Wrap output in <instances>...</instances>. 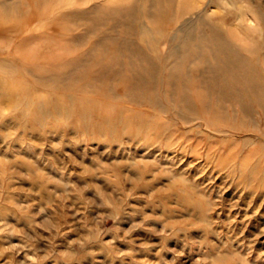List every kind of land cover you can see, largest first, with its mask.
I'll list each match as a JSON object with an SVG mask.
<instances>
[{"label": "rangeland", "instance_id": "1", "mask_svg": "<svg viewBox=\"0 0 264 264\" xmlns=\"http://www.w3.org/2000/svg\"><path fill=\"white\" fill-rule=\"evenodd\" d=\"M235 1L243 24L218 0H188L195 10L144 30L73 16L77 0H55L22 32L15 9L0 15L16 27L0 31V264H264V96L224 97L217 112L221 80L209 109L192 87L183 108L164 83L150 101L104 73L108 58L90 59L109 41L162 70L170 33L206 10L256 50L264 77V0Z\"/></svg>", "mask_w": 264, "mask_h": 264}, {"label": "bare ground", "instance_id": "2", "mask_svg": "<svg viewBox=\"0 0 264 264\" xmlns=\"http://www.w3.org/2000/svg\"><path fill=\"white\" fill-rule=\"evenodd\" d=\"M54 1L16 0L9 4L4 3L0 9V15L7 17L12 13V9H15L18 17L23 22L17 27V31L22 32L29 20L49 14ZM77 1L80 6L76 9L77 11H73L76 13H66V16L70 15L71 17L72 14H74L73 16L84 15L88 16V20H91L89 17L99 14L105 18H115L122 23H128L130 24L129 27H133L131 29H134L135 25V29L141 28L143 30L149 27V23L154 25L160 22L165 26L164 24L167 23L169 15L173 12L182 18L189 11L195 10L192 4L188 3V0H180L179 2H176L177 0H104L99 3L106 5L105 8H108V5L112 2L116 4L114 9L104 10H101L102 8L98 2L84 8L90 0ZM218 2L227 8H235V19L239 24H243L244 20L247 19L244 6L237 3V1L218 0ZM248 11L252 12L253 17L258 16L256 10L250 8ZM211 16L212 14L205 10L204 13L198 14L195 20L190 21L191 19H187L184 21L181 27L175 30L174 35L170 33V38L171 36L173 38H171L170 52L164 58L163 72H161L162 70L158 65L152 64L148 60L149 58L139 57L131 47L122 48L109 41L97 47L90 59L93 64H97L95 62L100 60L104 63L108 58L113 67L110 71L104 73L116 75V78L119 77L120 81L124 80L121 84L125 87L130 84L133 91L136 90L141 95L148 96L150 101L156 100L155 95L159 92L161 84L164 83V94L175 99L183 108H190L193 105L190 98L192 87L200 95L201 100H204L205 108L209 109L213 106L210 96L216 90V83L221 82V80H223L221 83L224 90L227 92L230 89V91L227 93L224 91L221 94L222 97L219 96L220 98L216 100L214 106L217 112H222L224 97H234L240 95V93H245L247 96L253 95L254 98L259 97L262 100L264 96V77L260 72L259 64L253 61L255 53H257L256 50L254 49L253 52L248 54L241 52V49L236 48L234 45L235 41L225 39L222 31L207 21ZM261 18L263 19L264 15ZM13 28L16 27L8 25L2 27L0 25V31L12 30ZM206 28L209 30L208 32L205 31ZM122 32L127 34L129 30L124 27ZM261 44L264 45V39H262ZM21 49L22 47L19 46L18 51H21ZM111 49L113 51H110ZM170 61L171 65L167 67V63L169 64ZM203 86H205L204 91Z\"/></svg>", "mask_w": 264, "mask_h": 264}]
</instances>
